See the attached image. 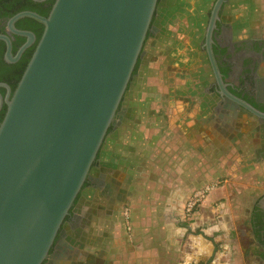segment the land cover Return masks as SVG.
Here are the masks:
<instances>
[{"label":"water","instance_id":"water-1","mask_svg":"<svg viewBox=\"0 0 264 264\" xmlns=\"http://www.w3.org/2000/svg\"><path fill=\"white\" fill-rule=\"evenodd\" d=\"M225 0H216L211 32ZM158 0H55L0 123V264H43L97 160ZM31 44L20 49L22 52ZM223 94L259 119L261 113Z\"/></svg>","mask_w":264,"mask_h":264},{"label":"crops","instance_id":"crops-1","mask_svg":"<svg viewBox=\"0 0 264 264\" xmlns=\"http://www.w3.org/2000/svg\"><path fill=\"white\" fill-rule=\"evenodd\" d=\"M248 1L252 3L246 4L247 10L253 11L255 17L259 0ZM262 5L261 14L264 1ZM198 86L201 84L188 86L186 107L174 100L171 103L174 107L170 106L168 112H155L154 119L167 120L166 128L159 127V123L155 126V163H112L105 168L109 170L107 178L112 186L119 178L115 171L119 172L121 179L116 192L120 200L119 207L115 206L118 197L111 195L105 206L107 197L102 201L98 197V206H104L99 215L117 217L127 207L131 233L126 236L123 224L112 222L117 219L111 217L97 225V236H102L104 241L103 253L113 252L104 261L109 260L110 264H251L241 259L244 248L240 240L246 230L244 220L235 210L242 204L238 195L246 190L242 186L251 182L253 176L249 172L255 174L254 167H257L256 176L261 169L254 188L263 189L264 157L256 158L255 153L261 148L264 135L256 126L245 125V119L224 120L210 108L200 112L196 93L206 85ZM176 121L184 124L178 126L180 123ZM129 132L127 136H132ZM138 137L136 131L135 138ZM144 143L141 140L140 144ZM160 155L162 163L157 161ZM223 179L224 188L213 191L190 224L184 223V203L193 192ZM225 197L228 207L219 204ZM99 253L93 252L95 256L91 253L89 257L96 261Z\"/></svg>","mask_w":264,"mask_h":264},{"label":"flooded vegetation","instance_id":"flooded-vegetation-1","mask_svg":"<svg viewBox=\"0 0 264 264\" xmlns=\"http://www.w3.org/2000/svg\"><path fill=\"white\" fill-rule=\"evenodd\" d=\"M233 1L240 0H225L220 7L210 38V51L221 84L214 76L206 47V28L212 10L204 35L200 37L198 49L195 53L190 50L185 57L183 55L181 58L183 64L180 62L177 64V68L186 71H191V69L199 71L198 83L201 86L205 84L207 87L196 93L198 97L196 104L199 105L200 112L210 108L224 120L245 119V125L256 126L264 135V119L255 117L223 94V90H225L229 95L264 113V31L262 34L247 32L245 37L237 36L235 33L236 21L232 10L234 8ZM51 2L52 0H0V123L7 109V101L11 99L23 74L22 71L25 70L44 29L40 22L29 17L16 20L12 27H10V21L14 16L24 12L47 17L52 8ZM163 9L164 6L161 10ZM155 13L143 51L139 56L127 91L102 149L107 150L108 147L115 145L117 136H121L124 131L122 128L127 126L130 100L142 82L144 68L147 65L146 60L149 57V51L146 50L147 45H151L150 50H152L161 44L160 38L163 29L160 15H162V11L159 10L156 18ZM28 40L31 41V44L17 57L20 49ZM180 53L178 56H182ZM184 88L186 89V87ZM183 122L188 121L184 120ZM262 143L259 151L255 153L256 158H262L264 154V136H262ZM103 157L96 160L97 162L95 161L92 166L84 187L66 217L48 258L43 264H86L89 260L94 261L92 257H89L90 250L82 246L83 239L85 240V237L89 235L88 231L97 234L95 230L96 214L93 211L88 217H85L86 211L79 207V204L80 199L85 198V201L91 202L89 206H92V203L96 204L92 208L97 211V198H101L102 201V198L109 197L110 193L107 190L109 175H105V163L110 160L106 161L107 157ZM260 171L261 169L257 171V176ZM234 195L237 196L235 193ZM238 199L243 205L239 206L238 204L235 213H239L240 218L244 220L243 224L246 230L240 240L242 249L244 248L241 259L247 260L251 264H264V186L263 189H255L254 183L250 182L247 184L245 192L242 191V194L238 195ZM249 202L250 204H248ZM95 255L92 254V256Z\"/></svg>","mask_w":264,"mask_h":264},{"label":"rangeland","instance_id":"rangeland-1","mask_svg":"<svg viewBox=\"0 0 264 264\" xmlns=\"http://www.w3.org/2000/svg\"><path fill=\"white\" fill-rule=\"evenodd\" d=\"M216 0H161V5H164L162 10V18L160 20L163 34L160 38V45L155 46L154 49L150 50L151 45H147L146 50L149 51V57L147 58V65L144 68V75L142 82L136 88V91L132 95V99L129 101V119L127 120V126H124L122 129V135L117 136L116 144L110 146L106 150V155H108L106 162V167L112 165V163H155V126L159 123V127L166 128L167 120L162 119L157 121L154 119L155 112L159 114H164L174 107L171 103L180 104L184 107L187 106V97L189 96L187 91H189L188 86L191 84L194 85L198 83V74L197 69H191V71H186L180 68H177V64H183L181 58L188 54L190 50H193L195 53L199 47L201 38L204 35L206 24ZM264 0H259V4L256 5L255 17L252 15V12H248L247 3H252L248 0L233 1L234 8L233 14L236 21V30L235 33L237 36L245 37L247 32L254 34H262L264 31V11L263 8L262 14L259 11L260 6L263 4ZM263 6V5H262ZM260 13V16H259ZM262 24V26H260ZM237 27H239L237 29ZM242 30V31H241ZM182 56H178V54ZM205 85V84H203ZM186 87V89L184 87ZM207 88V87H206ZM206 88H203L206 89ZM188 95V96H187ZM187 96V97H186ZM149 97V100L146 98ZM156 97V99H155ZM175 100V101H174ZM180 123L178 126L184 124L183 122L176 121V124ZM128 131L132 136H127ZM136 131L138 134V139H136ZM153 133V135H152ZM152 135V136H151ZM136 140H144V144L141 145L137 143ZM259 149L256 150V152ZM264 155V154H263ZM262 155V158H263ZM161 156H158L157 161L162 163L163 160ZM111 163V164H109ZM253 174L250 170L249 174H252L251 182L254 183L256 178V169L252 168ZM118 175V180L120 181V175L118 170L115 171ZM258 174V172H257ZM105 175H109V170H105ZM116 179V178H115ZM117 180V184H118ZM228 180V179H226ZM107 181V180H106ZM217 184L213 190H211L207 197L215 191L217 188H224L225 179L221 181L212 182ZM117 184L112 186L111 180L107 182V190L111 195H116L118 197L117 202L114 203L115 206H118L119 202V192H116ZM210 184V183H209ZM243 190L247 188L242 186ZM199 190V189H198ZM192 196V195H191ZM190 196V197H191ZM105 200V206L109 202L110 198ZM190 197L188 199H190ZM226 198V197H225ZM187 199V201H188ZM86 199H80L79 207L84 208L86 211L85 217H88L93 211L96 214V228L97 225L102 224L101 222L105 218L111 217L110 215H99L103 213L100 209H103V204L98 208L97 211L93 210L89 201ZM187 201L184 203L183 214L185 216L184 223L190 224L195 213L199 211L201 204L197 205L192 212L186 213L185 206ZM83 202V205H82ZM220 206L228 207L227 198L222 199V202L219 203ZM203 205V204H202ZM88 207V209H87ZM117 219V221H112L114 223L123 224L125 229V235L128 236L131 233L130 225V214L127 207H123L121 211L118 212L117 217H111ZM98 232V231H97ZM89 235L83 239V246L90 250V253L93 252L97 255L99 251V256L96 257V261H88L89 264H110L109 260L104 261L105 258L113 256V252L103 253L104 241L102 236H97L93 231L89 232ZM237 241L233 243L234 247L237 246ZM237 251V248H236ZM239 258V257H238ZM87 263V262H86Z\"/></svg>","mask_w":264,"mask_h":264},{"label":"built area","instance_id":"built-area-1","mask_svg":"<svg viewBox=\"0 0 264 264\" xmlns=\"http://www.w3.org/2000/svg\"><path fill=\"white\" fill-rule=\"evenodd\" d=\"M217 184L210 183L208 185H205L204 187L200 188L197 191H194L190 199H188L186 206H185V212L188 214L192 212V210L203 202L207 194L215 188Z\"/></svg>","mask_w":264,"mask_h":264},{"label":"trees","instance_id":"trees-1","mask_svg":"<svg viewBox=\"0 0 264 264\" xmlns=\"http://www.w3.org/2000/svg\"><path fill=\"white\" fill-rule=\"evenodd\" d=\"M54 1H55V0H52V2H51V7H52ZM160 4H161V0H159V2H158L157 9H156L157 11H156V13H155V18H156V16H158V12H159V10H160V12H161V11H162L161 8L164 6V5H160ZM162 14H163V13H162ZM160 17L162 18V15H160ZM23 71H24V70H23ZM23 71H22V73H23ZM22 73H21V74H22ZM105 153H106V150L103 148V149L101 150L100 154L98 155L97 160H99V158H104L103 156H105V157L108 158V155H105ZM107 158H105L106 161H107ZM96 162H97V161H96Z\"/></svg>","mask_w":264,"mask_h":264}]
</instances>
